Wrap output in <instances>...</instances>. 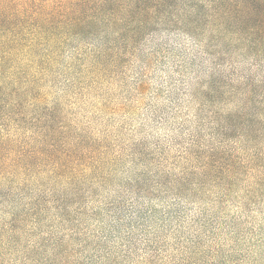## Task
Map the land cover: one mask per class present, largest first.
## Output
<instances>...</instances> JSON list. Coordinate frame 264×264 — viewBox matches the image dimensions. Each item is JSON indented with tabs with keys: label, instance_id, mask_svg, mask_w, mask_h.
Here are the masks:
<instances>
[{
	"label": "rangeland",
	"instance_id": "1",
	"mask_svg": "<svg viewBox=\"0 0 264 264\" xmlns=\"http://www.w3.org/2000/svg\"><path fill=\"white\" fill-rule=\"evenodd\" d=\"M90 1L45 69L14 70L0 130L49 158L0 178V264H264L258 62L205 12L185 32L193 0Z\"/></svg>",
	"mask_w": 264,
	"mask_h": 264
},
{
	"label": "trees",
	"instance_id": "2",
	"mask_svg": "<svg viewBox=\"0 0 264 264\" xmlns=\"http://www.w3.org/2000/svg\"><path fill=\"white\" fill-rule=\"evenodd\" d=\"M201 1L199 4L190 1L185 8L188 12L183 11L181 24L186 28L185 32L199 34L204 12L210 15L213 20L207 27L212 33V42L225 44L230 49L242 48L245 55L253 56L261 74L258 84L263 85L264 0ZM150 2L166 3L164 0H131L123 8L147 7ZM91 4L90 0H0V120L16 122L14 118L18 112L14 111L15 106L17 109L24 101L16 95L20 89L13 87L17 80L14 74L17 66L31 68L38 64L45 69L64 43L60 33L78 37L85 21L94 19L93 16L86 19L83 16L82 8ZM106 4L105 1L101 3ZM101 5L99 9H103ZM152 5L150 8H155ZM113 16L116 14L111 10L110 20ZM42 48V54H39L38 50ZM255 89L256 92L264 91L261 86ZM18 135L13 130H0V178L28 176L49 158L45 149L33 148ZM259 183L262 185L263 181Z\"/></svg>",
	"mask_w": 264,
	"mask_h": 264
}]
</instances>
